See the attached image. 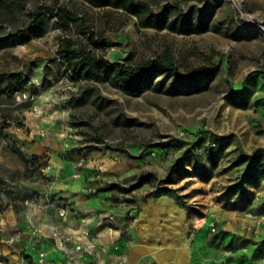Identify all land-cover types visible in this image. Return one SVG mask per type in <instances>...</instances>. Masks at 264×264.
Returning <instances> with one entry per match:
<instances>
[{
	"label": "rangeland",
	"instance_id": "obj_1",
	"mask_svg": "<svg viewBox=\"0 0 264 264\" xmlns=\"http://www.w3.org/2000/svg\"><path fill=\"white\" fill-rule=\"evenodd\" d=\"M135 1L149 7L146 26L119 0H23L0 11V214L11 205L20 219L7 234L23 235L25 199L49 195L50 158L79 174L108 156L122 164L102 185L113 198L183 197L206 228L208 264H264V0ZM42 5L72 15L43 11L42 34L6 39ZM64 38L97 59L96 71L67 66ZM160 55L178 73L152 70L131 91L115 83L117 64ZM201 66L212 71L188 75ZM35 142L39 155L25 149Z\"/></svg>",
	"mask_w": 264,
	"mask_h": 264
},
{
	"label": "crops",
	"instance_id": "obj_2",
	"mask_svg": "<svg viewBox=\"0 0 264 264\" xmlns=\"http://www.w3.org/2000/svg\"><path fill=\"white\" fill-rule=\"evenodd\" d=\"M10 133L9 138L23 142V134ZM25 149L38 155L45 151L38 142ZM103 161L100 171L95 161H84L74 176L71 165L50 158L49 195H39L41 203L35 195L25 199L20 239V232L7 234L18 230L20 222L11 205L0 214L2 264H28L24 254L36 264H208L206 228L195 223L178 192L146 194L135 202L113 198L102 185L110 179L107 173H117L122 164L108 156ZM29 185L44 188L36 182ZM11 236L15 244L5 241ZM64 238L69 240L57 248V240ZM38 252L44 253L42 263H37Z\"/></svg>",
	"mask_w": 264,
	"mask_h": 264
},
{
	"label": "trees",
	"instance_id": "obj_3",
	"mask_svg": "<svg viewBox=\"0 0 264 264\" xmlns=\"http://www.w3.org/2000/svg\"><path fill=\"white\" fill-rule=\"evenodd\" d=\"M22 1L23 0H0V11H2L3 13H7L8 11H10L11 3L14 5L16 4L17 7L22 8ZM119 2L127 3V10L132 14L138 15V18L141 20L142 25L146 26L149 24V21H147L146 18H144L146 19L144 20L141 15V13L149 12V7L146 3L135 0H119ZM43 11L49 15H56L60 19H65L66 17H70L72 15V13L67 11L63 6H59L56 9L47 5L39 6L37 10H33L31 12V17L27 25L15 30L12 33H9L6 39H10V41L15 42L26 38L37 37L42 34L44 31L42 20ZM158 16L163 17L164 14L160 13L158 14ZM148 17L149 19H151L150 15H148L147 18ZM1 39L2 38L0 37V40ZM57 51L61 54V58L66 61L67 66L73 69H75V65L78 69L81 64H85L90 68L92 67L94 71H96L98 67L99 63L97 62V59L87 50L75 48L69 38H64L61 41ZM76 60L79 61L78 64L74 62ZM116 67L117 74L115 83L120 84V86L127 91L136 89L139 79L147 75L152 70H161L168 73H178V68L175 62L166 55H160L156 56L155 58H150L138 65H124L122 63H119ZM210 71H212L211 68L201 66L190 71L188 75L191 77L197 74H208L210 73ZM77 74H79V70ZM108 147L112 148L110 145ZM139 182H143V179L141 178ZM2 183L3 179L0 177V186L2 185ZM23 257L28 262V264H36L29 254H24Z\"/></svg>",
	"mask_w": 264,
	"mask_h": 264
},
{
	"label": "built area",
	"instance_id": "obj_4",
	"mask_svg": "<svg viewBox=\"0 0 264 264\" xmlns=\"http://www.w3.org/2000/svg\"><path fill=\"white\" fill-rule=\"evenodd\" d=\"M24 97H25V95H22V96L19 97V99L24 98ZM77 165H81V162L78 161L73 166L76 167ZM78 175H79L78 173H74V176H78ZM25 203H27L26 200H25ZM109 217L112 218V216H109ZM207 226L209 227V229L211 231H215V229H216L213 221H208ZM15 238H16L15 236H11V237L7 238L5 241L7 243H12V242H14ZM67 240H69V238L58 239L57 242H56V247L57 248H63ZM77 248H79V247H77ZM43 261H44V253L43 252H38V254H37V263H42ZM2 263L3 262L0 260V264H2Z\"/></svg>",
	"mask_w": 264,
	"mask_h": 264
}]
</instances>
